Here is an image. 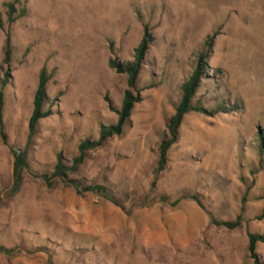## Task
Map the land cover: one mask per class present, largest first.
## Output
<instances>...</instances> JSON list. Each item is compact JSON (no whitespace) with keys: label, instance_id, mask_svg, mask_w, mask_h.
<instances>
[{"label":"rangeland","instance_id":"rangeland-1","mask_svg":"<svg viewBox=\"0 0 264 264\" xmlns=\"http://www.w3.org/2000/svg\"><path fill=\"white\" fill-rule=\"evenodd\" d=\"M0 21V246L10 251L0 264H254L248 235H264V0H0ZM145 30L140 101L120 136L67 173L105 191L78 194L59 178L47 186L40 176L59 154L70 165L80 142L116 123L127 76L109 60L131 61ZM200 53L192 104L205 111L183 117L155 175ZM42 69L51 115L29 140ZM14 153L27 162L15 193ZM242 207L237 228L211 223ZM256 252L264 263V243Z\"/></svg>","mask_w":264,"mask_h":264},{"label":"trees","instance_id":"trees-1","mask_svg":"<svg viewBox=\"0 0 264 264\" xmlns=\"http://www.w3.org/2000/svg\"><path fill=\"white\" fill-rule=\"evenodd\" d=\"M9 9L13 10V4H7ZM24 12V11H22ZM11 20H13L11 18ZM0 28H2V23L0 21ZM210 41H207L206 44L210 46L212 37L209 38ZM152 41L151 35L145 30L144 35L138 44V46L133 51V59L131 61L120 62L116 59L109 60V67L114 69L117 73L125 74L127 76L126 83L127 89L124 91L122 104L119 110H116L117 121L116 123L109 126H101L99 138L97 140H84L78 145V153L72 158L70 165H67L62 155L59 154L57 157L56 164L54 166L53 172L50 176L41 175L40 177L44 180L47 186L51 185V179L59 178L64 182H67L75 187L78 194H83L84 192L96 191L104 192L105 188L100 185H87L82 186L79 181L76 179H67V173L77 171L78 167L84 162L86 158V153L89 150H93L102 145V143L109 137L115 135L120 136L123 132L124 126L127 124L131 111L135 103L140 101L139 94L136 90V83L142 65L144 64V57L149 48V45ZM5 62L10 61L11 47H10V37L6 35V49H5ZM206 54L200 53L198 58V63L195 69L192 71L190 76L181 84V98L177 106L175 107L174 114L167 121V137L161 140L158 147V160L157 166L154 169L155 175L164 170L167 164V152L172 144H174L178 137V128L182 122L183 117L191 112H204L205 110L202 107L194 106L192 104V99L194 98L200 83L201 79L205 73L206 63H205ZM7 77V73H6ZM49 80L44 69L41 70L39 74V81L36 91L33 97V108L32 113L28 120V138L29 140L37 133L39 121L43 118L49 117L51 115L50 109H44V105L48 101L46 96V84ZM6 82L4 79L3 83ZM3 104V93L0 92V107ZM2 137L4 135L2 133ZM14 163H13V185L11 192L15 193L19 190L21 184V172L23 168L27 167V162L25 159L24 153H14ZM199 205L200 202L195 196H191ZM178 200L174 203L176 204ZM244 207L241 208V213L235 218L234 221H217L211 218V223L215 226H223L226 229L233 230L237 228L242 221V211ZM264 217V214L258 217L261 219ZM258 242L264 243V235L260 234H249L248 235V254L249 257L253 260L254 264H264L258 253L256 252V244ZM9 249H6L3 246H0V253H9Z\"/></svg>","mask_w":264,"mask_h":264}]
</instances>
